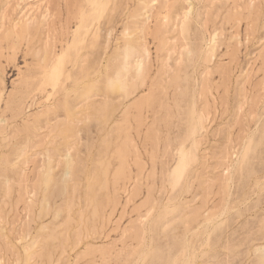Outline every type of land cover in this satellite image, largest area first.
I'll return each mask as SVG.
<instances>
[{"label":"rangeland","instance_id":"1","mask_svg":"<svg viewBox=\"0 0 264 264\" xmlns=\"http://www.w3.org/2000/svg\"><path fill=\"white\" fill-rule=\"evenodd\" d=\"M85 2L0 0V5L21 4L20 13L38 18L43 13L29 5L52 4L56 14L61 4ZM194 2L199 5L201 26L194 25L189 43L198 42L203 56L197 50L192 58L185 53L181 61V42L171 47V67L166 68L168 52L157 57L152 47V62L142 77L134 74L133 58L115 55L114 40L113 51L105 56L103 48L93 47L88 37L69 53L61 87L55 91L51 77L56 58L72 42L68 28L47 46L46 25L31 42L7 28L0 32V168L6 157L15 159L28 146V154L8 177L11 195L7 200L8 186L0 172V214L10 224H22L30 208L33 236L46 242L55 259L75 261L81 253L72 249L83 239L85 248H108L135 264L143 259L135 251L142 242L149 248L154 240L178 248L185 236L197 240L212 232L216 237L221 214L226 223L219 237L225 242L229 237L242 242L253 230L259 232L258 195L243 212L232 211L251 195L247 171L244 178L235 176L229 199L219 169L225 158L242 157L246 142L251 141L258 171L264 126L258 115L253 119L250 112L240 114L238 104L225 108L218 103L224 92L217 82L228 75L234 89L238 82H247L248 90L258 93L264 74L260 44L264 37L248 42L246 25L235 16L234 6L253 0ZM254 2L257 7L254 12L245 11V20L249 15L259 20L260 0ZM63 15L66 22L67 7ZM152 23L155 26L156 21ZM258 28H264V23ZM209 69L211 77L206 78ZM120 81L126 87H119ZM81 131L82 152L73 153L77 166L57 167L61 156L79 144ZM182 152L191 153L195 161L186 171L177 167ZM41 167L49 174L47 183L40 177ZM27 198L32 199L31 205ZM165 224L172 227L166 231ZM64 252L67 255L62 256Z\"/></svg>","mask_w":264,"mask_h":264},{"label":"snow or ice","instance_id":"2","mask_svg":"<svg viewBox=\"0 0 264 264\" xmlns=\"http://www.w3.org/2000/svg\"><path fill=\"white\" fill-rule=\"evenodd\" d=\"M22 7L21 4L13 6L11 3L0 5V32H4L7 28L10 34L18 37L23 35L31 42L39 38L41 28L46 25L47 40L44 43L47 46L51 45L54 40L60 39L65 27L68 28L72 42L68 49L56 58L51 77L53 91L61 87L63 67L69 53L86 43L88 37H91L93 47L101 46L103 48L105 56L113 51L112 42L114 40L115 55L122 54L125 60L136 59L141 76L151 65L150 49L152 47L156 48L157 57L162 51L168 52V60L165 61L166 68L171 67L173 55L171 47L181 42L184 45L183 48H180L181 61H183L185 53L189 58L195 56L197 50L201 56L204 54V49L199 48L198 42L189 43L193 39L194 25L197 28L201 26L200 16L197 14L199 5L194 0H87L83 4H61L59 5L60 12L56 14L51 11L52 4L47 6L42 3L31 4L29 7L34 11L42 12L43 15L38 18L29 16L26 23L24 13L19 12ZM65 7L68 9L66 22L63 15ZM256 7L254 0L253 3L247 5L234 6L238 22L242 26L246 25L247 41L250 43L264 37V28H258L259 23H264V0H260L258 21L254 20L251 15L247 20L243 18L246 10L254 12ZM17 15L21 16L20 20L16 19ZM58 18L59 23H57ZM153 19L156 21L155 26L152 23ZM105 32L107 33V44L104 43ZM81 36L84 37L83 40L80 39ZM235 39L236 37H233V40ZM260 44L261 59L264 60V39H260ZM210 55L214 58V49ZM181 61H177V63ZM232 63H236L235 58ZM205 77H211V69L205 73ZM237 79L239 80V78ZM80 82L77 80V84ZM217 83L224 92V99L218 100V103H223L225 108L238 104L240 114L250 112L253 119H256L258 115L261 126H264V74H262L258 93L250 92L247 82L243 85L238 82L234 89L228 75H224ZM5 86H7L6 80ZM137 86L139 87V84ZM213 99L217 98L213 97ZM82 134L81 131L77 136L79 144L61 156L57 167L63 166L66 169H71L77 166V160L73 158V153L82 152L84 145V141L80 139ZM27 154L28 146L25 145L15 159L8 156L3 161L0 172L8 186L5 200L11 195V181L8 180V177L17 170L18 165ZM254 155L252 142L247 141L243 156L234 154L225 158L219 170L223 175V191L228 194L229 199L234 187L235 176L238 173L244 178L247 171V179L251 184V195L245 199L239 209L234 208L232 211L243 212L244 207L250 206L252 200L258 195L262 210L258 233L253 230L242 242H236L232 237H229L225 242L222 237H219L226 223L224 214H221V223L215 230L216 237L212 232L207 233L206 238L201 237L197 240H189L185 236L178 248L174 247L171 242L165 245L154 240L150 248L142 242L136 246L135 251L142 255L143 259L136 261L135 264H264V127L261 128L259 142L260 167L258 171L255 168ZM181 158L185 171L195 163L191 153L182 152ZM39 172L40 177L46 183L49 182V174L46 169L41 167ZM253 180L254 183H252ZM32 196H35V192L32 193ZM31 203L32 199L27 198V204L31 205ZM31 216V209H26L24 223L10 224L9 220L0 214V264H133L132 260L121 259L118 254L108 248H85L83 239L79 240L72 249L74 253H81L75 261L63 258L55 259L54 254L48 253L46 242L39 236H33ZM149 216L144 217V221H148ZM175 223H179V221H174ZM170 227L172 226L165 224L166 231ZM44 230L45 227L41 225L40 231ZM185 231L187 232V226H185ZM64 255H67V252L62 253V256Z\"/></svg>","mask_w":264,"mask_h":264},{"label":"bare ground","instance_id":"3","mask_svg":"<svg viewBox=\"0 0 264 264\" xmlns=\"http://www.w3.org/2000/svg\"><path fill=\"white\" fill-rule=\"evenodd\" d=\"M86 3V2H85ZM33 10V9H32ZM32 10H31V12H32ZM34 11V10H33ZM39 14H40V12H39ZM31 15H32V13H31ZM43 15V14H42ZM20 16V15H19ZM29 14H27V12H25L24 13V20H25V23L27 22V19L29 18ZM34 17V16H33ZM35 18V17H34ZM20 19H21V16H20ZM19 20V19H18ZM212 43V42H211ZM51 56V55H50ZM129 62L130 61H127L126 62V64L124 65V67L128 70V68H129ZM132 62L137 66V60L136 59H134L133 58V60H132ZM164 62V61H163ZM132 65V64H131ZM134 68H136V67H134ZM130 69V68H129ZM136 70V72L134 73V74H136V75H140V72H139V69H138V67H137V69H135ZM145 74V73H144ZM138 75V76H139ZM118 76H116L115 78H117ZM136 77V76H135ZM143 77V76H142ZM145 78V77H144ZM1 79V78H0ZM120 79V78H119ZM122 81V80H121ZM119 82V87H121V86H123V87H126V83H125V81H123V82ZM131 82V81H130ZM116 83V82H115ZM118 85V84H117ZM131 86V85H130ZM128 88V87H127ZM126 88V89H127ZM128 90H129V88H128ZM144 97V96H143ZM140 100V99H139ZM141 101V100H140ZM181 166H183V162L182 161H180L179 163H178V168H180ZM134 187V186H133ZM139 225V224H138ZM140 226V225H139ZM48 243V242H47Z\"/></svg>","mask_w":264,"mask_h":264}]
</instances>
